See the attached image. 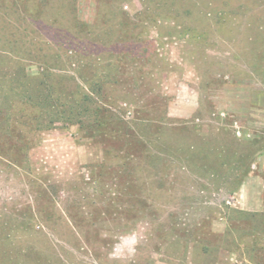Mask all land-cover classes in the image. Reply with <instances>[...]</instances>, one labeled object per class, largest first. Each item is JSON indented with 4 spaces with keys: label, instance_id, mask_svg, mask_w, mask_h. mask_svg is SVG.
I'll list each match as a JSON object with an SVG mask.
<instances>
[{
    "label": "rangeland",
    "instance_id": "374dc122",
    "mask_svg": "<svg viewBox=\"0 0 264 264\" xmlns=\"http://www.w3.org/2000/svg\"><path fill=\"white\" fill-rule=\"evenodd\" d=\"M0 264H264V0H0Z\"/></svg>",
    "mask_w": 264,
    "mask_h": 264
},
{
    "label": "trees",
    "instance_id": "16d2710c",
    "mask_svg": "<svg viewBox=\"0 0 264 264\" xmlns=\"http://www.w3.org/2000/svg\"><path fill=\"white\" fill-rule=\"evenodd\" d=\"M28 96L30 98H38V100L40 99V101L43 102L44 105H48V106H52L55 108V102L57 100V98H55L52 95V91L50 88V85H45L44 82L41 80L39 82V84L34 87L33 91H28ZM86 98L88 99V95L86 96ZM89 103L86 102L85 98H83V100H80V103H78L77 105H71L68 111V114L70 115H74V116H79V115H84L85 112L87 110H90V107L88 105ZM58 114L62 113V110L58 109L55 110ZM238 212L245 214L248 218L250 217H256L259 216L261 214H259L258 212H251V211H244V210H238Z\"/></svg>",
    "mask_w": 264,
    "mask_h": 264
}]
</instances>
